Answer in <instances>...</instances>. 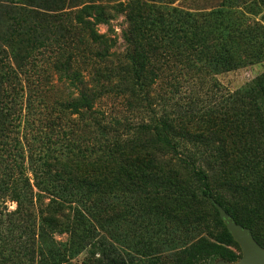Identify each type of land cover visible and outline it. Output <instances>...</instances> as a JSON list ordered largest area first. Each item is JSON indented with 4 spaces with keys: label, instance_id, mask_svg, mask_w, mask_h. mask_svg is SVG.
Returning <instances> with one entry per match:
<instances>
[{
    "label": "trees",
    "instance_id": "trees-1",
    "mask_svg": "<svg viewBox=\"0 0 264 264\" xmlns=\"http://www.w3.org/2000/svg\"><path fill=\"white\" fill-rule=\"evenodd\" d=\"M176 1L0 0V264L233 263L215 204L264 248V72L198 125L151 97L263 61L264 0ZM118 14L122 56L98 29ZM38 73L66 95L38 93Z\"/></svg>",
    "mask_w": 264,
    "mask_h": 264
},
{
    "label": "rangeland",
    "instance_id": "rangeland-1",
    "mask_svg": "<svg viewBox=\"0 0 264 264\" xmlns=\"http://www.w3.org/2000/svg\"><path fill=\"white\" fill-rule=\"evenodd\" d=\"M221 1L222 0H177L174 6L182 10H208L217 6ZM250 17L264 27V10ZM126 27L127 24L124 17L120 14L115 16L108 25H101L98 27L100 33H108L109 29L113 30V32L109 34L116 37V47L114 50L117 56H122L124 53L125 44L121 34ZM50 57L49 52L44 51L42 54L38 55L36 65L39 66L40 69H46ZM262 72H264V60L234 71L205 77L196 82L181 78V83L172 86L174 81L171 80V83L168 84L159 83L152 90L151 97L155 99L154 105L156 110L160 112L163 110L168 111L174 116H181L184 121L189 122V124L196 123V125H198L205 110L209 106L218 103L222 95L233 92ZM31 76L33 75L31 74ZM37 76L39 77L35 78L34 76V78L38 81V83H36L38 93L43 91L45 95L51 97H62L66 95V92L63 93V89L60 85L51 79L47 73H38ZM55 85L56 87H54ZM168 85H170V87ZM50 101H52V99H50ZM100 107L108 116H121L124 114L123 112L125 109L118 99L110 97L104 98ZM5 205L8 210L14 209V204L11 202H6ZM57 239L64 240L65 236L57 237ZM83 257L84 254L82 253L73 262L80 264Z\"/></svg>",
    "mask_w": 264,
    "mask_h": 264
},
{
    "label": "water",
    "instance_id": "water-1",
    "mask_svg": "<svg viewBox=\"0 0 264 264\" xmlns=\"http://www.w3.org/2000/svg\"><path fill=\"white\" fill-rule=\"evenodd\" d=\"M215 207L227 232L238 244L241 252L240 258L233 263L217 262L216 264H264V248L254 241L249 229L235 223L217 204Z\"/></svg>",
    "mask_w": 264,
    "mask_h": 264
}]
</instances>
